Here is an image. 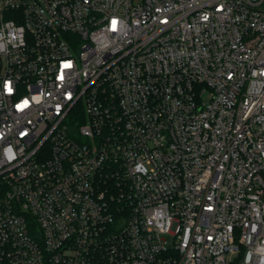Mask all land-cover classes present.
Segmentation results:
<instances>
[{
	"label": "built area",
	"instance_id": "built-area-1",
	"mask_svg": "<svg viewBox=\"0 0 264 264\" xmlns=\"http://www.w3.org/2000/svg\"><path fill=\"white\" fill-rule=\"evenodd\" d=\"M0 264H264V0H0Z\"/></svg>",
	"mask_w": 264,
	"mask_h": 264
},
{
	"label": "rangeland",
	"instance_id": "rangeland-1",
	"mask_svg": "<svg viewBox=\"0 0 264 264\" xmlns=\"http://www.w3.org/2000/svg\"><path fill=\"white\" fill-rule=\"evenodd\" d=\"M137 3H140L141 2V0H135Z\"/></svg>",
	"mask_w": 264,
	"mask_h": 264
},
{
	"label": "snow or ice",
	"instance_id": "snow-or-ice-1",
	"mask_svg": "<svg viewBox=\"0 0 264 264\" xmlns=\"http://www.w3.org/2000/svg\"><path fill=\"white\" fill-rule=\"evenodd\" d=\"M9 91H11V88H9Z\"/></svg>",
	"mask_w": 264,
	"mask_h": 264
}]
</instances>
